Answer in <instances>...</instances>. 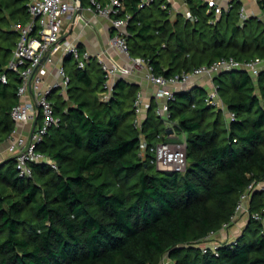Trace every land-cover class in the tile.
Instances as JSON below:
<instances>
[{
	"label": "trees",
	"instance_id": "1",
	"mask_svg": "<svg viewBox=\"0 0 264 264\" xmlns=\"http://www.w3.org/2000/svg\"><path fill=\"white\" fill-rule=\"evenodd\" d=\"M30 1L0 0V77L9 79H0L2 142L16 129L11 110L20 102L19 79L7 70L20 37L13 25L31 19ZM186 2L195 20L168 0L143 7L142 0H123L116 18L130 16V57L166 78L222 59H264V19L242 20V0H231L220 15L205 0ZM257 2L264 16V0ZM64 66L67 92L51 96L60 123L38 146L58 169L33 162L25 177L15 157L0 162V264H161L165 255L174 264H264L263 224L252 217L264 210L261 188L252 192L241 236L216 251L201 247L232 221L249 186L264 181V69L256 78L246 69L214 77L234 119L194 86L175 91L169 121L152 99L139 128L140 84L120 77L110 90L95 58L81 69L67 56ZM173 134L187 144L183 172L159 169L154 152L142 150V138L152 146L173 142Z\"/></svg>",
	"mask_w": 264,
	"mask_h": 264
},
{
	"label": "built area",
	"instance_id": "2",
	"mask_svg": "<svg viewBox=\"0 0 264 264\" xmlns=\"http://www.w3.org/2000/svg\"><path fill=\"white\" fill-rule=\"evenodd\" d=\"M152 1L142 0L140 5L143 7ZM168 1L172 4L175 12H182L188 19H196L187 6V0ZM205 1L209 4L210 10L215 8L217 15H220L223 9H229L231 6V0H225L224 5L220 4L219 0ZM177 5L182 9L178 11ZM89 8L95 9L101 16L113 17V25L118 32L110 38L109 44L130 57L125 36L130 16L116 18V14L120 13L124 8L123 0H110L106 5H102L97 0H91ZM77 10L78 6L74 0H31L28 8L32 16L31 19L26 23L17 22L13 25V28L19 32L20 37L7 65V70L15 73L19 79L18 95L20 102L11 110V117L17 126L6 141L8 142V149L11 155L16 158L21 176L31 177L33 175L31 166L33 162L47 163L58 169V164L50 157L39 152L38 146L45 139L50 129L60 123V118L56 114L55 104L51 96L60 88L63 89L64 94L67 92L70 82V77L64 66V60L67 56H72L81 69H84L92 58L98 60L103 69L107 71L108 81L106 86L110 90L113 89L115 84L113 78L118 73L128 74L132 72L133 68H146L147 78L158 87L156 91L157 99L163 100L158 108V113L167 121H169L170 117L169 100L174 97L175 91L178 90V84H185L195 76L214 78L223 71L233 69H246L256 78L264 69V59H257L243 64L231 58L222 59L212 65L201 66L190 73L166 78L164 76H155L151 73L143 58H133L132 68L122 66L112 56H107L104 52L93 53L87 49L81 51L78 43L65 37V26L73 23ZM240 15L242 20L250 16L244 6L240 11ZM79 19H85V16H79ZM0 79L7 83L9 80L7 73L1 75ZM110 93V91L106 92L104 98H108ZM206 100L209 104L223 108L230 120L235 118V114L225 108L216 86L209 91ZM136 106L137 118L135 125L142 128L145 120L144 109L149 106L144 105L142 93L139 94ZM20 127L25 128V130L20 131ZM1 143L2 141H0ZM148 149L154 152L151 161L159 169L178 172L186 170V142L167 141L149 146L145 139L142 138V150L147 151ZM262 183L264 181L249 186L242 196L232 221L225 223L223 228L230 227L240 213H248L250 215L249 202L252 192L256 187H260ZM252 217L262 222L264 228V210L254 212ZM202 247L204 250L210 248L216 251L219 245L205 244Z\"/></svg>",
	"mask_w": 264,
	"mask_h": 264
},
{
	"label": "crops",
	"instance_id": "3",
	"mask_svg": "<svg viewBox=\"0 0 264 264\" xmlns=\"http://www.w3.org/2000/svg\"><path fill=\"white\" fill-rule=\"evenodd\" d=\"M244 2V7L250 16H258L264 19L262 11L255 0H242ZM220 4L224 5L225 0H219ZM90 6L85 7L84 16L85 19L77 20L75 26L72 23L65 26L68 27L65 30V37L70 38L78 44H82L85 49L90 50L93 53L104 52L107 56L110 55L114 58L117 63L122 66H127L132 68L133 58L127 56L126 54L118 51L109 44L110 38L118 32V30L113 25V17H104L98 14L95 9H90ZM120 77H125L129 81L136 82L141 86V93L143 97L144 105H150L152 99H156L158 105L160 106L163 102L161 99H157L156 91L158 89L152 81L147 78V69L144 70L142 67L133 68L131 73L116 75L113 80H117ZM210 77L207 76H195L189 82L177 85V89H187L194 86H202L208 91L211 87L209 82ZM214 82V78H211ZM215 84V83H214ZM149 106L144 109V117H147ZM20 131L25 130V128L20 127ZM13 157L8 149V142L4 141L0 144V162ZM264 189V183L260 187L255 189ZM249 224V214L240 213L237 215L235 222L229 228H221L220 230L212 233L209 237L201 243V245H222L225 243H231L236 240L242 233L246 230ZM202 247V246H201Z\"/></svg>",
	"mask_w": 264,
	"mask_h": 264
},
{
	"label": "rangeland",
	"instance_id": "4",
	"mask_svg": "<svg viewBox=\"0 0 264 264\" xmlns=\"http://www.w3.org/2000/svg\"><path fill=\"white\" fill-rule=\"evenodd\" d=\"M180 4H181V3H180ZM177 8H178V11L182 9V8L179 7V5H177ZM67 29H68V27H66V31H67ZM142 69L146 70V68H144V67H142ZM208 80H209V82H210V84H211V87H210L209 91H211V90H213V89L215 88V85H214V82H213V80H212L211 78L208 79ZM180 85H181V84H179V86H180ZM62 94H64L63 89H62V88L57 89L56 94L54 95V100H56L57 97H58L59 95H62ZM170 137H171V140H174L173 142H176L177 140H178V141H184V140H185L184 137H179L177 134H173V135H171ZM181 139H182V140H181ZM228 228H229V227H228ZM234 241H235V240H234ZM206 242H207V241H206ZM201 246H203V245H201ZM161 264H174V262H173L172 260L169 259V256H168V255H165V256L163 257V259H162Z\"/></svg>",
	"mask_w": 264,
	"mask_h": 264
},
{
	"label": "water",
	"instance_id": "5",
	"mask_svg": "<svg viewBox=\"0 0 264 264\" xmlns=\"http://www.w3.org/2000/svg\"><path fill=\"white\" fill-rule=\"evenodd\" d=\"M76 3H77V6H78V10L76 12V15H75V18L73 20V23L72 25L75 26L79 16H84V2L83 0H74ZM170 132H172V129H170Z\"/></svg>",
	"mask_w": 264,
	"mask_h": 264
}]
</instances>
